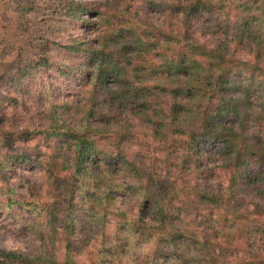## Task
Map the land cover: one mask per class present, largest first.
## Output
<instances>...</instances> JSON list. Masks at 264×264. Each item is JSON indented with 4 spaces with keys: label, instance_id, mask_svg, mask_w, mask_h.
Segmentation results:
<instances>
[{
    "label": "trees",
    "instance_id": "trees-1",
    "mask_svg": "<svg viewBox=\"0 0 264 264\" xmlns=\"http://www.w3.org/2000/svg\"><path fill=\"white\" fill-rule=\"evenodd\" d=\"M0 3V196L41 227L0 264H264V0Z\"/></svg>",
    "mask_w": 264,
    "mask_h": 264
},
{
    "label": "rangeland",
    "instance_id": "rangeland-1",
    "mask_svg": "<svg viewBox=\"0 0 264 264\" xmlns=\"http://www.w3.org/2000/svg\"><path fill=\"white\" fill-rule=\"evenodd\" d=\"M78 1H91V2H98L101 4L107 5L108 0H78ZM37 6L38 11L36 15L34 16V24H32L31 29L35 30L38 27V23L41 22V19L44 17H47V8L50 6L56 5V0H37ZM55 7V6H54ZM4 8L2 3H0V18H4L2 21L0 20V33H3L5 30V27H7V23L3 24L5 20V16L3 14ZM208 16H206L201 22L203 21V25L205 27L210 24V21L207 19ZM198 22L192 23V28L194 30H197L195 32V36L203 42L206 41H212L209 43H213L215 39L210 36V33L208 30L205 32L207 34H202V29H200ZM41 25V24H39ZM241 55V54H240ZM8 58L4 57L0 59V69L6 66V60ZM3 71V70H1ZM39 82V81H38ZM38 82L32 83V85L37 84ZM56 84H60V81H57ZM68 84L71 87H74V83L68 82ZM32 87V86H29ZM29 107H31V103H27ZM19 114L23 115L22 111L19 110ZM29 145L32 147L33 144L31 141L28 142ZM34 143V142H33ZM216 146H219V144H216ZM155 147V146H154ZM152 146L150 147V150H152ZM43 151L45 148L42 149ZM47 150V149H46ZM45 150V151H46ZM158 148L155 147L154 152H157ZM49 151V150H47ZM210 150L205 151V155H209L208 161L211 164L220 163L219 155L214 154V156L210 155ZM209 153V154H208ZM216 161V162H215ZM35 165V164H34ZM22 176H19V175ZM14 178V177H13ZM43 172L36 166L35 168H29L28 170H18L17 171V177H15V180L13 179L11 182L14 181H20L23 182L25 186L31 187L33 190L37 189L38 186L42 185L43 183ZM221 182H225V176L221 174ZM226 184V183H225ZM0 187H2V183H0ZM19 193H25V190H17ZM22 199V198H20ZM125 203H120V207L122 209H128L131 204L127 201V199L123 198ZM28 209L24 208L23 206L19 205H11L10 207L5 206V201L3 200V197L0 196V248L7 251H15L18 253H32L35 251L39 245V234L41 227L38 226V218L34 217L33 214L29 213L27 211Z\"/></svg>",
    "mask_w": 264,
    "mask_h": 264
}]
</instances>
